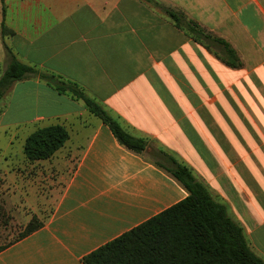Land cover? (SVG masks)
I'll list each match as a JSON object with an SVG mask.
<instances>
[{"label":"crops","instance_id":"crops-1","mask_svg":"<svg viewBox=\"0 0 264 264\" xmlns=\"http://www.w3.org/2000/svg\"><path fill=\"white\" fill-rule=\"evenodd\" d=\"M165 9L224 40L239 64L225 65ZM1 24L10 33L0 34V71L6 45L21 63L78 84L150 145L131 152L80 101L37 77L14 82L0 130L19 150H0V190L10 189L24 222L34 215L42 225L1 249L0 264H82L183 199L186 191L148 156L153 148L226 204L264 260V0H0ZM51 124L67 139L48 158L27 161L24 138ZM37 167L55 185L38 189Z\"/></svg>","mask_w":264,"mask_h":264},{"label":"trees","instance_id":"trees-1","mask_svg":"<svg viewBox=\"0 0 264 264\" xmlns=\"http://www.w3.org/2000/svg\"><path fill=\"white\" fill-rule=\"evenodd\" d=\"M173 25L203 44L225 65L239 64L235 51L224 40L212 36L181 13L165 9ZM3 24L1 37L9 34ZM6 67L0 71V100L10 86L27 77H37L60 94L80 101L85 109L107 126L117 142L134 153H144L147 139L125 131L103 108L73 81L18 61L4 45ZM2 105H0V113ZM67 139L63 126L51 124L35 128L23 141L27 161L46 159ZM152 162L165 170L186 191V196L137 226L100 245L81 258L82 264H264L249 248L242 228L228 215L225 203L217 200L191 169L162 149L147 152ZM34 215L19 238L39 228ZM12 241V242H14ZM12 242L0 246V250Z\"/></svg>","mask_w":264,"mask_h":264},{"label":"rangeland","instance_id":"rangeland-1","mask_svg":"<svg viewBox=\"0 0 264 264\" xmlns=\"http://www.w3.org/2000/svg\"><path fill=\"white\" fill-rule=\"evenodd\" d=\"M10 102L9 93L5 92L2 99L0 100V105L5 104L6 101ZM10 112V111H9ZM11 129L7 130V133H10ZM10 134H3L2 130H0V150H19L18 141L16 138H12L11 142L7 144V137ZM6 147V148H5ZM42 167H37V186L38 189L44 190L45 188H51L55 185V178L50 172L45 170H40ZM27 171V170H26ZM42 171V173H40ZM52 173V172H51ZM1 180V179H0ZM61 184L60 182H57ZM11 191L9 188H5L4 190H0V246L8 244L15 239H17L24 229L27 222L22 220V213H25L24 209H21L18 206L17 202L14 204L10 200ZM47 211V208L43 209V213Z\"/></svg>","mask_w":264,"mask_h":264}]
</instances>
